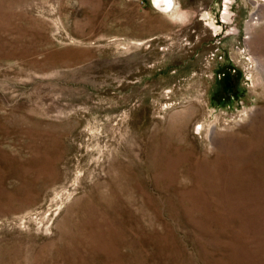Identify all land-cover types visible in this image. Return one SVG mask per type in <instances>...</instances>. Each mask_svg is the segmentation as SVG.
Instances as JSON below:
<instances>
[{"label": "rangeland", "instance_id": "rangeland-1", "mask_svg": "<svg viewBox=\"0 0 264 264\" xmlns=\"http://www.w3.org/2000/svg\"><path fill=\"white\" fill-rule=\"evenodd\" d=\"M170 1L0 0V264H264V0Z\"/></svg>", "mask_w": 264, "mask_h": 264}, {"label": "bare ground", "instance_id": "bare-ground-1", "mask_svg": "<svg viewBox=\"0 0 264 264\" xmlns=\"http://www.w3.org/2000/svg\"><path fill=\"white\" fill-rule=\"evenodd\" d=\"M174 5H175V4H173V2L169 0V2H168V9L172 10V9L174 8ZM10 8H11V7H10ZM171 8H172V9H171ZM0 12H2V11H0ZM211 25H212V24H211ZM10 27H11V26H10Z\"/></svg>", "mask_w": 264, "mask_h": 264}]
</instances>
